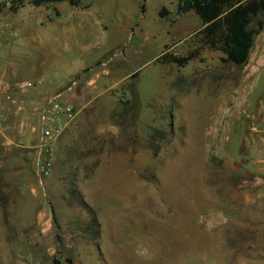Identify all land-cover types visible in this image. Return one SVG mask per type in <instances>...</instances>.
Instances as JSON below:
<instances>
[{"label":"rangeland","instance_id":"obj_1","mask_svg":"<svg viewBox=\"0 0 264 264\" xmlns=\"http://www.w3.org/2000/svg\"><path fill=\"white\" fill-rule=\"evenodd\" d=\"M176 3L0 0V78L33 83L0 121V264H264V6L237 65ZM54 92L76 116L40 175Z\"/></svg>","mask_w":264,"mask_h":264},{"label":"trees","instance_id":"obj_2","mask_svg":"<svg viewBox=\"0 0 264 264\" xmlns=\"http://www.w3.org/2000/svg\"><path fill=\"white\" fill-rule=\"evenodd\" d=\"M58 0H30L33 5H39ZM76 5L79 0H66ZM264 3L259 0H177L176 11L193 10L200 19L199 28L204 40L219 48L224 56L223 60L233 64H242L247 57L253 35L259 30L251 26L255 16ZM164 10H159L163 14ZM175 62H181L187 56L169 55ZM54 264H59L55 258Z\"/></svg>","mask_w":264,"mask_h":264},{"label":"built area","instance_id":"obj_3","mask_svg":"<svg viewBox=\"0 0 264 264\" xmlns=\"http://www.w3.org/2000/svg\"><path fill=\"white\" fill-rule=\"evenodd\" d=\"M32 84L30 79H20L9 84L0 78V105H4L0 107V121L5 118L6 113L4 111H7L9 104L14 101L11 89L24 90L32 86ZM75 116V107L62 98L60 92L45 96L43 102L36 107V147L39 153L36 169L40 175H45L48 172L49 161L47 157L50 153L52 141L69 124L73 123ZM40 153L42 154L40 155Z\"/></svg>","mask_w":264,"mask_h":264},{"label":"crops","instance_id":"obj_4","mask_svg":"<svg viewBox=\"0 0 264 264\" xmlns=\"http://www.w3.org/2000/svg\"><path fill=\"white\" fill-rule=\"evenodd\" d=\"M70 4V3H69ZM77 5V4H76ZM76 5H74V4H71L70 6H71V8H74V7H76ZM75 9H66V12H65V15L66 14H69V13H72L73 11H74ZM58 15H59V13H58ZM43 29L44 28H41V31L44 33V31H43ZM42 37V39H43V35L41 36ZM42 39H38V40H42ZM142 54V53H141ZM140 54V55H141ZM139 55V54H138ZM13 73H11L10 75H8V77L7 78H10L11 77V75H12ZM115 78H123V77H121V76H118V77H115ZM57 84H59V83H56V85ZM52 85V84H51ZM55 85V84H54ZM33 87V86H32ZM32 87H30V88H32ZM45 89V88H44ZM46 89H48V88H46ZM41 91V90H40ZM65 100H69V99H67V98H64Z\"/></svg>","mask_w":264,"mask_h":264}]
</instances>
